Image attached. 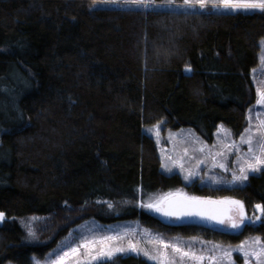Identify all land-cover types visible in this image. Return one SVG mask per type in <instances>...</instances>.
<instances>
[{"label":"trees","instance_id":"obj_1","mask_svg":"<svg viewBox=\"0 0 264 264\" xmlns=\"http://www.w3.org/2000/svg\"><path fill=\"white\" fill-rule=\"evenodd\" d=\"M101 1L0 0V264H32L90 219L138 220L229 245L252 235L264 242V171L237 188L185 186L160 171L156 143L143 133L156 124L209 142L219 125L241 133L256 97L264 10L93 8ZM181 187L237 199L254 223L232 234L164 224L135 207ZM127 201L106 213L105 203ZM30 217L39 219L38 244L26 243L17 224Z\"/></svg>","mask_w":264,"mask_h":264},{"label":"rangeland","instance_id":"obj_2","mask_svg":"<svg viewBox=\"0 0 264 264\" xmlns=\"http://www.w3.org/2000/svg\"><path fill=\"white\" fill-rule=\"evenodd\" d=\"M243 2V0H238ZM252 2V0H248ZM222 0H102L96 7L117 9H153L168 11H198L216 13H249L262 9H225ZM258 66L251 72V80L255 89V101L247 109L244 128L239 135L219 125L212 140L206 141L192 129L180 128L171 130L160 124L144 127L143 133L151 136L158 148L160 171L166 175L176 174L185 186H208L213 188H237L248 183L249 177L264 171V164L257 165L259 170L252 171L248 164H256V158L264 160V104H258L264 93V40L259 42ZM251 140L250 143L245 141ZM223 165V167H221ZM241 169H244L241 172ZM246 179H237L244 177ZM182 196L203 200H214L230 207V219L226 220L222 232L239 233L247 224H253L256 215H248L241 201L231 198L197 197L185 188H177L164 193L149 195L144 200L136 201V208L168 224L162 211L148 208L146 205L158 201L162 207L170 198ZM166 198V199H164ZM238 201L239 204L232 203ZM130 202L105 203L106 213L117 214L120 207L130 206ZM242 205V207H241ZM243 216V220H241ZM38 218L18 219L17 224L25 234V242L38 244L40 241L34 231ZM239 224L238 228H230V222ZM166 229L158 230L143 226L138 220L119 221L102 224L93 219L86 220L73 227L42 258L32 257V264H117L118 258L135 257L148 264H264V242L260 236L252 235L237 245H229L220 241H211L201 236L182 237L171 234ZM104 237H114L104 240ZM86 242H89L86 244ZM162 242V243H161ZM136 246L131 251L129 245ZM81 245H86L81 247ZM168 245V247H164ZM179 248L180 251H174ZM72 249H77L73 252ZM124 249V251H117ZM101 251L111 252V257L100 256ZM147 253V255H145ZM188 253V255H184ZM67 254V255H66ZM93 257H98L93 259ZM151 257H156L152 259ZM5 264H14L7 262Z\"/></svg>","mask_w":264,"mask_h":264},{"label":"water","instance_id":"obj_3","mask_svg":"<svg viewBox=\"0 0 264 264\" xmlns=\"http://www.w3.org/2000/svg\"><path fill=\"white\" fill-rule=\"evenodd\" d=\"M196 201H203L206 203L194 204L189 199L182 196L170 198L161 208L163 210L172 211L174 214L169 216L163 214V218L168 222V225H191L217 230L224 229L226 220L230 219V215L228 214L230 212V207L225 203L214 200L196 199ZM185 210L198 211L201 215H182L181 213ZM2 220L3 214L2 218H0V222ZM220 220H223L224 223H220ZM232 224L233 221L230 222V228H232Z\"/></svg>","mask_w":264,"mask_h":264},{"label":"snow or ice","instance_id":"obj_4","mask_svg":"<svg viewBox=\"0 0 264 264\" xmlns=\"http://www.w3.org/2000/svg\"><path fill=\"white\" fill-rule=\"evenodd\" d=\"M186 3H187V0H186ZM201 7H204V4H203V0H201ZM221 7L225 8V9H228V8H232V9H262L264 10V0H252V2H248V0H243V2H238V0H222V3L220 5ZM260 99L257 101L258 104H264V93H261L260 94ZM247 143H250L251 140L249 139V141H245ZM259 164H264V160H260L258 157L256 158V164H252V163H249L248 164V168L252 171H256V170H259L257 168V165ZM221 167H223V165H221ZM244 169H241V172H243ZM237 179H246V176L244 177H237ZM166 199V198H164ZM189 199L192 203H206V202H203V201H196L195 198H187ZM159 201L155 204H148L146 205V207L148 208H155L156 211H163V214L166 215V216H169V215H173L174 213L172 211H167V210H163L160 206H159ZM232 203H235V204H239L238 201H233ZM242 207V205H241ZM257 209L260 210V205H257ZM182 215H187V216H192V215H201L200 212L198 211H193V210H185L181 213ZM0 218H2V214H0ZM257 219H259V217H257ZM241 220H243V216H241ZM220 223H224L223 220H220L219 221ZM240 225L239 224H236V223H233L232 224V227L233 228H238ZM104 240H111V239H114V237H104L103 238ZM89 243V242H86V244ZM162 243V242H161ZM86 245H81V247H84ZM164 247H168V245H164ZM129 249L131 251H136L137 248L135 245L133 244H130L129 245ZM73 252L77 251V249H72ZM117 251H124V249H117ZM174 251L176 252H179L180 249L179 248H174ZM67 255V254H66ZM112 253L111 252H103L101 251L100 253V256H108V257H111ZM145 255H147V253H145ZM184 255H188V253H184ZM98 257H93V259H97ZM152 259H156V257H151ZM60 264H63V258H61L60 260Z\"/></svg>","mask_w":264,"mask_h":264}]
</instances>
